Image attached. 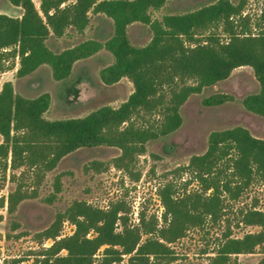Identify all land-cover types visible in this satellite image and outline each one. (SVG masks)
<instances>
[{
    "label": "trees",
    "instance_id": "obj_1",
    "mask_svg": "<svg viewBox=\"0 0 264 264\" xmlns=\"http://www.w3.org/2000/svg\"><path fill=\"white\" fill-rule=\"evenodd\" d=\"M39 1L40 8L33 0H9L24 10L21 19L0 14V53L11 51L20 58L19 78L47 65L56 81H65L77 62L105 50L113 62L101 71L104 84L112 86L126 78L134 91L119 108L105 106L84 118L49 121L44 116L51 105L49 94L27 99L15 94L12 82L5 83L0 92V173L3 181L17 184L8 196L9 214H15L23 201L38 196L33 186L29 191L28 176H35L33 184L38 188L47 173L81 148L120 149L121 155L112 166L132 181H140L135 167L138 158L146 154L147 143L177 132L184 122L182 107L189 98L228 80L240 67L252 68L260 85L258 93L247 96L242 105L247 112L264 118V0L255 23L245 14L247 0H216L161 19L154 18L153 12L161 11L170 0ZM100 14L113 22L114 33L106 42L88 40L61 53L48 47L51 35L60 39L69 30L83 35L91 15ZM135 23L148 26L152 33L144 47L129 40L128 28ZM234 100L228 94H215L203 103L212 107ZM103 166L97 164V171H103ZM176 172L188 174L189 180L183 187L174 181L160 187L162 225L155 215L148 218L144 212L139 214V222L133 223L125 200L107 209L75 202L40 233L42 240H52L53 244L34 253L31 264L176 262L175 243L192 229L223 221L232 204L255 182L264 185V140L243 127L213 132L207 152L194 156ZM60 178L50 203L62 191ZM193 182L198 188L190 190ZM1 207H5V199ZM66 221L75 231L62 237ZM239 223L261 230L235 237L229 225L213 251H204L211 254L208 264H232L240 255L264 254V212L257 203L240 211ZM22 262L13 259L3 264ZM235 264L240 263L236 260ZM259 264H264V258Z\"/></svg>",
    "mask_w": 264,
    "mask_h": 264
},
{
    "label": "rangeland",
    "instance_id": "obj_2",
    "mask_svg": "<svg viewBox=\"0 0 264 264\" xmlns=\"http://www.w3.org/2000/svg\"><path fill=\"white\" fill-rule=\"evenodd\" d=\"M33 1L40 8V1ZM215 1L170 0L161 11L153 12V17L161 19L167 14H182ZM262 7V0H247L245 14L250 15L252 23L261 16ZM0 14L21 19L24 10L13 6L9 0H0ZM113 33L111 19L102 14L91 15L90 25L83 35L69 30L60 39L51 35L47 45L53 52L61 53L88 40L104 43ZM128 36L132 45L144 47L150 42L152 33L148 26L135 23L129 26ZM112 62L113 56L103 50L77 62L71 77L65 81H56L47 65L29 76L19 78L17 71L20 58L14 57L11 51H3L0 53V92L5 83L12 82L15 94L27 99L49 94L51 105L44 115L49 121L84 118L105 106L119 108L133 93L134 85L126 78L112 86L104 84L101 71ZM259 89L253 69L245 66L236 69L228 80L191 96L181 110L184 120L182 127L169 136L147 143L146 154L136 162L135 172L141 174L138 182L112 166V161L121 155L120 149L107 146L81 148L67 155L56 170L47 173L38 188L33 184L35 176H28V189L31 192L32 186L36 188L38 196L20 203L16 213L11 215L7 210V201L17 184L3 181L0 173V264L13 259L23 261L20 264H31L34 253L53 244L52 240H42L40 233L49 229L57 215L66 212L75 202H87L107 209L112 203L125 200L131 207L133 223L137 224L139 214L144 212L148 218L155 215L162 225L164 207L158 195L160 187L169 181L183 187L189 175H180L176 171L189 165L194 156L207 152L211 133L243 127L252 136L264 140V118L247 112L242 105L247 96L258 93ZM215 94H228L235 100L221 106H205L204 99ZM2 143L3 137L0 135ZM97 164L104 165L103 171H97ZM58 177H61L62 191L50 203L48 199L55 191ZM197 188L196 182L189 187L190 190ZM3 199L5 207H1ZM255 203L264 212V185L260 182H255L238 202L232 204V210L223 221L192 229L184 239L175 243L173 248L178 260L172 264H208L211 254H203L204 251H213L229 225L235 237L259 232V227H246L239 223L240 211ZM15 225H18L16 230L13 229ZM74 231L75 226L66 221L61 236H71ZM263 258L262 251L253 255H240L233 258L232 264L236 260L240 264H259Z\"/></svg>",
    "mask_w": 264,
    "mask_h": 264
}]
</instances>
